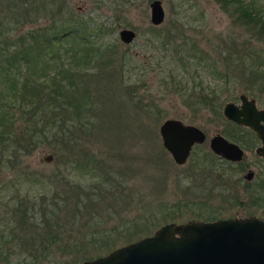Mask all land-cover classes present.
<instances>
[{
    "label": "rangeland",
    "instance_id": "374dc122",
    "mask_svg": "<svg viewBox=\"0 0 264 264\" xmlns=\"http://www.w3.org/2000/svg\"><path fill=\"white\" fill-rule=\"evenodd\" d=\"M35 1L0 0L1 41L16 40L15 33L29 41L34 27L51 20L65 24L70 15L85 31H98L94 40L104 49L92 67L85 58L82 67L116 73L88 76L91 100L76 117L80 124L67 146L43 143L12 159L10 139L5 150L0 145V229L42 232L45 221L53 229L48 235L57 233L52 248L60 247L46 257L33 252L34 260L20 254V264H80L161 223L210 220L194 213L264 216V208L245 204L247 191L237 185V179L245 182V166L224 161L208 146L209 137L220 133L245 152V128L221 111L226 101L238 103L241 93L264 105V38L234 23L216 0H160L164 17L156 25L149 21L151 0ZM253 1L264 11V0ZM122 27L135 32L127 43L118 36ZM166 28L178 29L172 44L182 43L173 44L175 49L170 43L163 50ZM69 44L66 36L53 46L65 56ZM126 86L134 91L126 94ZM167 117L195 124L205 134L183 164L174 163L161 145L158 124ZM258 166L264 169V162ZM22 211L33 221H27L30 230L18 227ZM173 213L180 216L171 219ZM139 217L147 219L146 230L126 235L125 227Z\"/></svg>",
    "mask_w": 264,
    "mask_h": 264
},
{
    "label": "trees",
    "instance_id": "16d2710c",
    "mask_svg": "<svg viewBox=\"0 0 264 264\" xmlns=\"http://www.w3.org/2000/svg\"><path fill=\"white\" fill-rule=\"evenodd\" d=\"M40 1L47 4L46 0ZM216 1L228 12L234 23L243 24L254 36L264 38V11L260 10V6L253 0ZM37 4L38 0L35 1V5ZM69 18L70 15L66 18L65 24L59 23L58 26L54 23L55 20H51L45 26L34 27L27 33L29 41L26 42L23 34L15 32L11 36L17 37L16 40H0V145L1 151L5 150L8 146L7 139H10L9 150L12 159H17L19 151L27 155L43 143L48 144L51 149L67 146L80 124L76 117L79 114L83 116L88 110L90 98L88 76H107L116 73L115 70L102 72L96 67L93 72L88 73L90 68L82 67V63L86 62L83 58L87 59L92 67L96 60L94 58L104 52V49L100 51V44L94 40V35L98 31L87 32L82 21L74 18L75 20L71 22L72 19L69 21ZM154 32L157 36V31ZM177 32V28L175 32L165 29L160 40L163 50L168 49L170 43L172 49L176 48L173 44L181 45V41L172 44V41L177 39L175 36ZM66 36H69L70 44L66 47L67 52L65 48L63 49L65 56H62L53 43ZM239 64L243 67V59ZM123 81L121 79L119 83ZM174 81L176 80L168 83ZM126 89V94L134 91L131 87ZM228 202L237 200L228 199ZM194 214L204 219L216 217L212 213ZM18 216V227L25 229L28 226L30 230L33 221L29 218L26 220L25 211ZM168 216L173 219L180 215L173 213ZM27 221L32 223L31 226ZM147 223V219L139 217L133 225L125 227V231L128 232L125 234L129 236L136 229L144 232ZM43 224L45 231L29 234H18L14 230L5 234L3 229H0V264H20L25 258H20V254L28 255L34 260L37 258L33 252L46 257L59 250L60 247L52 248L58 241L57 233L48 235L53 229L45 221ZM52 264L65 263L63 260H54Z\"/></svg>",
    "mask_w": 264,
    "mask_h": 264
},
{
    "label": "water",
    "instance_id": "95a60500",
    "mask_svg": "<svg viewBox=\"0 0 264 264\" xmlns=\"http://www.w3.org/2000/svg\"><path fill=\"white\" fill-rule=\"evenodd\" d=\"M148 6L149 21L159 24L164 17L161 1L151 0ZM118 36L127 43L135 32L122 27ZM238 98L239 104L233 101L223 104L222 115L253 128L263 142L256 151L264 155V134L258 124L264 116L252 98L246 100L243 93ZM158 134L162 147L176 164H183L192 146L205 139L197 125L175 117L163 119L158 124ZM208 146L213 153L226 159L236 160L241 156L238 145L219 133L209 137ZM80 264H264V218L250 214L167 221L149 234L118 245L105 254L83 259Z\"/></svg>",
    "mask_w": 264,
    "mask_h": 264
},
{
    "label": "flooded vegetation",
    "instance_id": "af4514ba",
    "mask_svg": "<svg viewBox=\"0 0 264 264\" xmlns=\"http://www.w3.org/2000/svg\"><path fill=\"white\" fill-rule=\"evenodd\" d=\"M245 96L247 98L246 100H249L250 98L253 99L255 106L261 110V113L264 116V105L258 106V104H257L258 101L256 100L255 97L247 96V95H245ZM234 103L239 104L240 102H238V103L234 102ZM232 122L235 124V127H237V128L238 127L245 128V143L247 144V145H245V152H244V149L238 143H236L235 141L227 139L225 136H223L222 134L219 133L225 139L237 144L238 147L241 149V156L239 159L230 160V159L223 158L221 156H219V157L224 159V161H226V162L238 164L239 168H242L243 166H245V173H244L245 182H240V180L237 179L236 180L237 185L239 183L240 187L242 189H244L245 192L247 191V195L245 197L246 198L245 204H252L253 206H258V207H261L263 209L264 208V169H262L260 166H258V163L264 162V155L258 154L256 151V148L259 146H262L263 142H262L261 138L257 135L256 131L253 128H251L250 126H248L246 124L245 125L238 124V123H235L234 121H232ZM258 124L261 125V132L264 134V118H261L260 120H258ZM248 137H249V139H247ZM197 144H199V143H197ZM249 145L251 148L253 147V154L248 153L249 150H248L247 146H249ZM261 217L264 218V216H261ZM144 235H146V234H144Z\"/></svg>",
    "mask_w": 264,
    "mask_h": 264
}]
</instances>
